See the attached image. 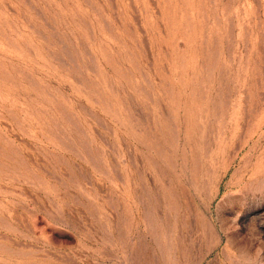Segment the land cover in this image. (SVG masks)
Listing matches in <instances>:
<instances>
[{"label": "rangeland", "instance_id": "1", "mask_svg": "<svg viewBox=\"0 0 264 264\" xmlns=\"http://www.w3.org/2000/svg\"><path fill=\"white\" fill-rule=\"evenodd\" d=\"M0 264H264V0H0Z\"/></svg>", "mask_w": 264, "mask_h": 264}]
</instances>
